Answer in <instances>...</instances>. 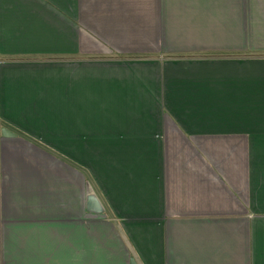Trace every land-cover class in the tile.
I'll return each mask as SVG.
<instances>
[{
  "label": "crops",
  "instance_id": "crops-1",
  "mask_svg": "<svg viewBox=\"0 0 264 264\" xmlns=\"http://www.w3.org/2000/svg\"><path fill=\"white\" fill-rule=\"evenodd\" d=\"M131 258L264 264V0H0V264Z\"/></svg>",
  "mask_w": 264,
  "mask_h": 264
},
{
  "label": "water",
  "instance_id": "water-1",
  "mask_svg": "<svg viewBox=\"0 0 264 264\" xmlns=\"http://www.w3.org/2000/svg\"><path fill=\"white\" fill-rule=\"evenodd\" d=\"M6 132V131H5ZM6 134V133H5ZM89 208L93 211H100L99 200L96 196L90 195L88 197ZM131 264H137L134 258H131Z\"/></svg>",
  "mask_w": 264,
  "mask_h": 264
}]
</instances>
